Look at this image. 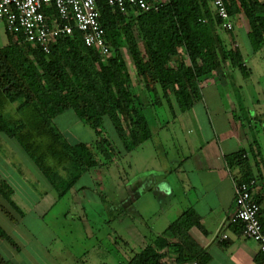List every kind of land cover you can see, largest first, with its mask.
Segmentation results:
<instances>
[{
  "label": "trees",
  "instance_id": "trees-1",
  "mask_svg": "<svg viewBox=\"0 0 264 264\" xmlns=\"http://www.w3.org/2000/svg\"><path fill=\"white\" fill-rule=\"evenodd\" d=\"M224 1L231 23L238 12L249 18L252 51L264 48V0ZM98 8L111 49L107 57L87 47L78 30L58 37L48 52L15 39L6 29L8 42L0 45V134L17 143L58 199L82 174L99 165L94 149L105 162L112 160L109 152L113 147L104 135L106 121L128 151L152 136L128 58L143 78L145 90L153 93L158 104L162 98L166 100L173 116L172 100L179 111L192 108L201 98L200 79L224 62L237 68L243 78L250 73L242 51L219 37L217 30L232 37L233 24L231 29L222 27V18L210 0H168L158 11L137 13H122L104 1ZM47 13L55 15L54 10ZM9 103L16 104L17 117L6 113ZM67 110H73L103 140L97 139L92 146L60 131L53 119ZM254 147L259 153V147ZM248 159L249 150L243 148L224 155L234 182L253 179L255 187L258 174ZM13 194V186L0 176V211L17 225V216L24 213ZM253 199L259 205V199ZM258 215L264 228L260 205ZM192 227L201 229L200 217L187 209L125 264H164L168 255L176 264H207V253L190 235ZM0 239L19 250L1 226ZM0 264L12 263L0 254Z\"/></svg>",
  "mask_w": 264,
  "mask_h": 264
},
{
  "label": "rangeland",
  "instance_id": "rangeland-1",
  "mask_svg": "<svg viewBox=\"0 0 264 264\" xmlns=\"http://www.w3.org/2000/svg\"><path fill=\"white\" fill-rule=\"evenodd\" d=\"M217 33L227 36L223 30H217ZM7 42L5 27L0 22V45ZM247 43L241 35L240 45L236 46L231 41L229 44L240 47L251 69L249 80L254 85L248 86L246 81L243 82L245 91H249L251 96L259 92L264 102V58L258 53H249ZM128 61L132 83L141 90V96L144 91L145 99H142L148 105H143L142 112L148 120L149 130L155 135L128 151L113 125L106 121L104 135L113 147V150L109 149L112 160L105 162L103 155L94 149L99 165L82 174L65 196L58 199L17 143L0 134V176L13 186V199L24 213L23 217L17 216L19 224L15 225L0 211L1 228L24 255L17 257L11 246L2 239L0 254L5 259L15 258L24 262L26 257H32L30 262L36 264H125L138 245L149 240L141 241L144 235L153 234L167 220L176 217L179 201L173 192L169 197L163 195L160 185L169 184L173 189L176 175L172 173L179 160H183L187 154L188 140H196L189 125V112L179 111L183 113L182 117L172 121L166 100L162 98L161 103H156L155 96L145 90L143 78L136 74L129 58ZM229 73L232 76L225 75L227 85L223 87V92L227 97H235L240 89L238 84H230L231 78L236 81L238 77V81H241L243 77L237 68ZM172 103L174 109L178 110L173 100ZM15 108V103H9L5 111L17 117ZM201 119L208 128L207 117L202 116ZM53 122L75 141L94 146L97 139L103 140L100 134L76 117L73 110L63 112ZM259 126V123L252 122V140L259 147L255 161L264 162V133ZM193 144L197 146L195 141ZM248 162L254 166L251 155ZM82 186L85 187L77 189ZM14 214L17 215L16 212Z\"/></svg>",
  "mask_w": 264,
  "mask_h": 264
},
{
  "label": "crops",
  "instance_id": "crops-1",
  "mask_svg": "<svg viewBox=\"0 0 264 264\" xmlns=\"http://www.w3.org/2000/svg\"><path fill=\"white\" fill-rule=\"evenodd\" d=\"M231 19L233 24L232 37L226 31V37L221 35L219 37L229 46H231L230 41L236 46L240 45L241 35L248 41L249 18L242 12H238ZM239 49L240 47H238ZM247 49L249 53H258L257 55L264 58V48L253 52L248 42ZM244 63L248 68L245 60ZM229 71H231L230 66L224 62L216 72L200 79L201 98L194 103L192 108L187 110L189 112L188 121L191 126V133L196 137V140H188L187 154L183 160H179L172 173L176 175L173 189L167 184L165 191H161L163 195L168 197L173 192L175 199L179 201V209L176 217L167 220L160 230L149 236L144 235L141 241L143 239L149 240H146L142 245H138L136 252L146 242L159 235L185 210L192 209L200 217L201 229L192 227L189 232L207 253L209 257L207 264H264V254L260 251L258 243L244 236L239 224L230 222V218L236 210L234 180L232 172H230L224 160V155L242 148H247L251 156L257 152L253 148L254 131L252 130V122L259 123L262 133H264V102L261 100L259 92H255L251 96L249 91L246 92L244 89L243 82L245 81L248 86L254 85L249 80L252 73L251 69H249V75L243 80L240 79L241 81H238V77L235 78L236 81L231 78L230 84L234 86L238 84L237 87L240 89V93L237 92L235 97H227L223 92V87L227 85L225 75L232 76ZM136 91L142 99L144 91L143 96H141V90L136 88ZM142 102L144 104L148 103L143 99ZM182 114L179 110H176V115H172V121H177L182 117ZM202 116L205 119L207 117L208 128L204 125L201 119ZM150 133L152 136L155 135V132L150 131ZM193 141L197 143L198 147L194 146ZM190 155L192 156L190 157ZM253 162L254 166L251 164V168H255L256 174H258L255 175L256 184L253 195L259 199L260 217L264 222V162L261 160L258 163L255 159H253ZM77 189L81 190V188ZM24 240L29 239L25 238ZM11 248L17 257L24 256L20 250L17 251L12 246ZM25 259L23 262L20 259L6 258L12 264H36L30 262L33 260L32 257H26ZM164 262V264H176L170 255L165 258Z\"/></svg>",
  "mask_w": 264,
  "mask_h": 264
},
{
  "label": "built area",
  "instance_id": "built-area-1",
  "mask_svg": "<svg viewBox=\"0 0 264 264\" xmlns=\"http://www.w3.org/2000/svg\"><path fill=\"white\" fill-rule=\"evenodd\" d=\"M122 13L128 11H158L168 0H0V22L5 29L33 47L44 52L60 36L71 35L78 30L84 44L102 56L111 52L100 22L99 2ZM222 18V27L232 28L224 0H210ZM55 11V15L47 12ZM255 180L234 182L236 210L230 222L242 225L243 235L253 239L264 254V228L259 219V205L253 199L252 188ZM226 237V235H224ZM190 264H197L192 261Z\"/></svg>",
  "mask_w": 264,
  "mask_h": 264
},
{
  "label": "clouds",
  "instance_id": "clouds-1",
  "mask_svg": "<svg viewBox=\"0 0 264 264\" xmlns=\"http://www.w3.org/2000/svg\"><path fill=\"white\" fill-rule=\"evenodd\" d=\"M160 189H161L162 191H165V189H166V186H165V185H163V184H161V185H160Z\"/></svg>",
  "mask_w": 264,
  "mask_h": 264
}]
</instances>
